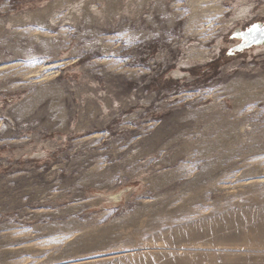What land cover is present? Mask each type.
Here are the masks:
<instances>
[{"label":"rangeland","instance_id":"rangeland-1","mask_svg":"<svg viewBox=\"0 0 264 264\" xmlns=\"http://www.w3.org/2000/svg\"><path fill=\"white\" fill-rule=\"evenodd\" d=\"M253 24L264 0H0V264H259Z\"/></svg>","mask_w":264,"mask_h":264},{"label":"bare ground","instance_id":"bare-ground-1","mask_svg":"<svg viewBox=\"0 0 264 264\" xmlns=\"http://www.w3.org/2000/svg\"><path fill=\"white\" fill-rule=\"evenodd\" d=\"M235 47H237V46H235ZM251 87H252V90H254V91L255 90H259V89H261V87H264V83L257 81V82L252 83L251 86H250V88ZM239 97L241 99H247V98H249V96H247L246 93H241ZM110 199H113V197L110 198ZM253 239H254L253 242H257L258 243V245L255 246L254 249L252 250V253L254 254L253 255V259H254L255 262H257L259 264H264V259H262L263 263H261V258H260V256L262 254L264 255V231H262L260 229L258 231H256L254 233V235H253ZM193 245H194V247H196L195 246L196 244H193ZM143 250H144V252H134V251H131L129 253H127V252H115V253H113V254H111L109 256L104 254V255H100L98 258H96L93 261H90V260L89 261H86L87 259H85V260H83L82 263H79V264H95V263H100V262H102L103 264H113L114 262L117 263V262H120V261L123 263L124 261H127V260L132 261V262L134 260H138L139 261V258H147V259L154 260V262H155V261H157L158 259H160L162 257H163L162 258V260H163L164 259V256H168V255H179L181 258L187 257V254L189 255V252H187V250H185L183 248H180L179 251H181V252L180 253H177L176 250H174L173 248H170V247H166L165 245H164V247H162L161 245H159V246L157 245L156 247H151V245L146 244L143 247ZM222 251L224 253L228 254L229 256L234 255V254L247 255V254L251 253L250 252L251 250L235 249V248L234 249H222Z\"/></svg>","mask_w":264,"mask_h":264},{"label":"water","instance_id":"water-1","mask_svg":"<svg viewBox=\"0 0 264 264\" xmlns=\"http://www.w3.org/2000/svg\"><path fill=\"white\" fill-rule=\"evenodd\" d=\"M261 24H253L246 30L242 31L238 36L235 35V32L232 34V39L237 38L240 41V44L237 47H232L228 52L229 55H234V52L241 53L244 50H249L255 47L258 44L264 42V25ZM259 26V27H258ZM232 53V54H231Z\"/></svg>","mask_w":264,"mask_h":264},{"label":"flooded vegetation","instance_id":"flooded-vegetation-1","mask_svg":"<svg viewBox=\"0 0 264 264\" xmlns=\"http://www.w3.org/2000/svg\"><path fill=\"white\" fill-rule=\"evenodd\" d=\"M263 25H264V24H263ZM239 34H240V31H237V32L235 33V35L238 36V37H239ZM239 44H240V43H239ZM239 44H238V45H239ZM261 44H262V43H261ZM229 51H230V50H229ZM236 53H237V52H234V54H236ZM231 54H232V53H231ZM176 75H180V74L176 72Z\"/></svg>","mask_w":264,"mask_h":264}]
</instances>
